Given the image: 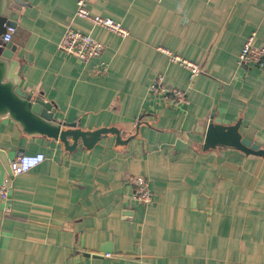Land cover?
<instances>
[{"label":"crops","instance_id":"0c3cea01","mask_svg":"<svg viewBox=\"0 0 264 264\" xmlns=\"http://www.w3.org/2000/svg\"><path fill=\"white\" fill-rule=\"evenodd\" d=\"M76 0H20L15 38L22 87L83 128L115 126L92 147L65 149L0 117V264H264V156L203 148L207 123L232 124L264 148V69L238 65L247 36L264 46V0H92L121 36L75 17ZM70 21L103 44L87 61L59 49ZM196 62L188 70L167 51ZM186 91L172 105L157 75ZM136 124L138 129H136ZM42 152L14 175L10 161ZM153 199L133 198V178ZM109 253V255H106Z\"/></svg>","mask_w":264,"mask_h":264},{"label":"water","instance_id":"95a60500","mask_svg":"<svg viewBox=\"0 0 264 264\" xmlns=\"http://www.w3.org/2000/svg\"><path fill=\"white\" fill-rule=\"evenodd\" d=\"M20 0H0V34L5 29V23L15 26L12 38L8 42L0 39V117H8L17 124L19 129L27 135H44L57 140L65 149H73L81 143L85 147H92L108 134L115 135L116 144H124L133 135L122 138L124 130L115 126H101L98 128H83L77 122H66L55 115V106L41 96L33 94L22 87V79L18 71L19 53L16 51V24L8 22L10 10L17 9ZM10 14V15H9ZM16 22V21H15ZM210 116L206 126L203 148L230 146L264 156V148L252 142L239 132V120L232 124L215 123ZM136 124V129H138Z\"/></svg>","mask_w":264,"mask_h":264},{"label":"built area","instance_id":"2783aa9c","mask_svg":"<svg viewBox=\"0 0 264 264\" xmlns=\"http://www.w3.org/2000/svg\"><path fill=\"white\" fill-rule=\"evenodd\" d=\"M92 0H76L73 16L88 20L92 25L103 27L115 34L126 36L128 30L122 24L109 16L92 14L88 9V4ZM15 31V26L5 23V29L0 34L2 42H8ZM59 49L76 57L81 61H87L92 57L98 56L103 49V44L98 39L94 38L90 33L81 32L71 26L70 21L66 24L65 29L58 41ZM170 60L177 62L185 67L189 73V79H192L201 68L196 63L180 55L172 54L166 50ZM238 65H257L264 69V46L255 45L253 43V33L247 36L243 42L238 55ZM149 92L152 94H161L172 105L183 104L186 101V91L176 87H168L163 84L162 76L157 75L156 78L149 84ZM42 152L22 153L10 161V170L14 175L20 174L36 166L44 160ZM135 190L133 198L143 204H148L152 201V192L148 186L147 179L142 175H137L133 179ZM10 185L8 183H0V199H9ZM106 255H109L107 253Z\"/></svg>","mask_w":264,"mask_h":264},{"label":"rangeland","instance_id":"374dc122","mask_svg":"<svg viewBox=\"0 0 264 264\" xmlns=\"http://www.w3.org/2000/svg\"><path fill=\"white\" fill-rule=\"evenodd\" d=\"M15 4H17V3H15ZM15 6H18V4L15 5ZM12 12H13V15H12V16H9V18H8V22H9V23H12V24H16V22H15V21H16V18H15L16 9H13V11L10 10L9 13L11 14ZM10 14H9V15H10Z\"/></svg>","mask_w":264,"mask_h":264}]
</instances>
